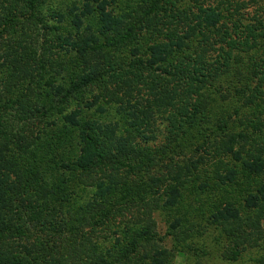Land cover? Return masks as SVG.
<instances>
[{"label": "trees", "instance_id": "obj_1", "mask_svg": "<svg viewBox=\"0 0 264 264\" xmlns=\"http://www.w3.org/2000/svg\"><path fill=\"white\" fill-rule=\"evenodd\" d=\"M211 235L264 250V0H0V264H173Z\"/></svg>", "mask_w": 264, "mask_h": 264}, {"label": "rangeland", "instance_id": "obj_2", "mask_svg": "<svg viewBox=\"0 0 264 264\" xmlns=\"http://www.w3.org/2000/svg\"><path fill=\"white\" fill-rule=\"evenodd\" d=\"M47 34V31H44ZM88 193V192H86ZM170 217L167 214H161L160 217L157 218L159 229L158 231L164 235L167 232V227L170 223ZM214 235L208 236V238L204 241L203 245L208 248L209 256L199 258V255L194 256L193 253H176L175 261L173 264H253L252 257H256L257 259L264 256V250L255 252L253 254L247 255L241 262H226L222 259V246L214 244L213 241ZM167 248L173 247V242L170 238H166L163 243ZM200 259V261H197Z\"/></svg>", "mask_w": 264, "mask_h": 264}]
</instances>
